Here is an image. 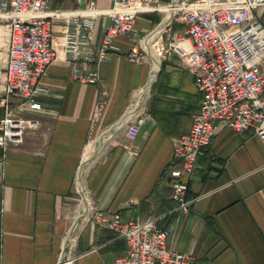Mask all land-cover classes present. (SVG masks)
Returning a JSON list of instances; mask_svg holds the SVG:
<instances>
[{"label":"crops","instance_id":"obj_1","mask_svg":"<svg viewBox=\"0 0 264 264\" xmlns=\"http://www.w3.org/2000/svg\"><path fill=\"white\" fill-rule=\"evenodd\" d=\"M96 1L105 10L113 4ZM87 2L55 0L51 9L72 12ZM258 17L264 22V9ZM162 18L143 14L131 36L114 40L116 50L99 66L96 85L75 80L70 63L49 67L41 80L48 94L38 98L43 110L27 115L36 117L38 127L28 130L20 145L0 149V264H59L73 224L71 264H114L126 252V240L101 228L93 219L95 210L117 213L125 223L157 218L171 231L170 248L191 254L195 264H264V142L258 135L236 134L221 124L188 181V214L171 199L166 168L174 140L189 133L203 96L176 55L160 61L153 80L152 55L141 64L123 57L136 44L134 37L151 31ZM110 23L108 15L96 19L94 47ZM64 24L56 22L57 37ZM184 28L175 23L170 36ZM6 52L2 35L0 90ZM103 92L107 105L95 117ZM146 100L145 122L130 142L126 123ZM90 145L96 159L85 179L88 212L82 215L83 195L78 178L77 194L75 180Z\"/></svg>","mask_w":264,"mask_h":264},{"label":"built area","instance_id":"obj_2","mask_svg":"<svg viewBox=\"0 0 264 264\" xmlns=\"http://www.w3.org/2000/svg\"><path fill=\"white\" fill-rule=\"evenodd\" d=\"M54 1L0 0V37L4 35L7 43L0 90V149L20 145L26 132L38 127L36 117L27 115L43 110L38 98L48 90L41 80L52 64L70 63L75 80L98 84L99 66L116 50L114 40L131 36L136 20L146 13L163 14V18L145 35L134 37L136 44L123 57L132 64H141L146 57L153 60L146 41L160 29L152 47L160 58L176 55L203 96L189 133L174 140L166 168L171 199L178 209L188 214V181L221 124L236 134L253 132L264 142V25L258 17L264 0H113L107 10L99 8L96 0H88L84 9L72 12L52 10ZM102 15H108L111 23L94 47L95 21ZM58 20L65 23L61 37L55 35ZM175 23L185 28L171 37ZM107 101L103 92L95 117L103 113ZM144 105L126 123L130 142L145 122ZM78 172L75 186L80 195ZM93 219L126 240V252L114 264H195L191 254L170 248L171 231L159 227L157 218L125 223L117 213L95 210Z\"/></svg>","mask_w":264,"mask_h":264},{"label":"bare ground","instance_id":"obj_3","mask_svg":"<svg viewBox=\"0 0 264 264\" xmlns=\"http://www.w3.org/2000/svg\"><path fill=\"white\" fill-rule=\"evenodd\" d=\"M170 10H171V8L168 9V11H169L168 15H170ZM158 30H160V29H158ZM158 30H157L156 33H154L153 36L150 35L151 37L149 36L147 38V41H146L147 47L154 42L157 34L159 33ZM149 50H150L151 55L154 57V67H153V72H152V75H151V80H153V78L155 77V74H156L157 70L160 67V59H159V56H158L159 53L157 54V52L154 50V48H150ZM93 149H94L93 145H90L87 148V151H86L85 156H84V161H83V164H82V166L80 168L79 175H78V186L80 188L81 194L83 195L82 196L83 197V200H82L83 202H82V204H81L80 207L83 208V211H85V213L82 214V215H85L88 212V207H87V192H86V186H85V179H86L88 170L90 169L91 165L93 164V162L96 159V156H94L91 153V151H93ZM75 229H76V225L73 224V228L71 229L70 234H69V236H68V238L66 240L68 242L67 245H69L71 247H74L75 246V238L73 236V233L75 232ZM59 264H71V261L70 260H67V259H64V255H63V257H62L61 261L59 262Z\"/></svg>","mask_w":264,"mask_h":264},{"label":"rangeland","instance_id":"obj_4","mask_svg":"<svg viewBox=\"0 0 264 264\" xmlns=\"http://www.w3.org/2000/svg\"><path fill=\"white\" fill-rule=\"evenodd\" d=\"M262 11V10H261ZM261 11H259V12H261ZM262 22H263V20H262ZM263 24H264V22H263ZM160 61H161V64H162V62H163V58H160ZM148 99V98H147ZM145 104H147V100H146V102H145ZM145 106V105H144ZM80 200H81V198H80V196H79V200H78V203L80 202ZM76 237V233L74 234V238ZM68 244V242L65 244V252H63V253H65L64 254V259H67V260H70L71 262H72V258H73V254H74V250H75V247H71V246H69V245H67Z\"/></svg>","mask_w":264,"mask_h":264},{"label":"trees","instance_id":"obj_5","mask_svg":"<svg viewBox=\"0 0 264 264\" xmlns=\"http://www.w3.org/2000/svg\"><path fill=\"white\" fill-rule=\"evenodd\" d=\"M207 152V151H206ZM159 227H161V228H166L165 226H163V225H161V224H159Z\"/></svg>","mask_w":264,"mask_h":264}]
</instances>
